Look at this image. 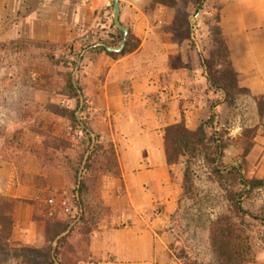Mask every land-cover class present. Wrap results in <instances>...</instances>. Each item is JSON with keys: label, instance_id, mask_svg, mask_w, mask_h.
<instances>
[{"label": "crops", "instance_id": "obj_1", "mask_svg": "<svg viewBox=\"0 0 264 264\" xmlns=\"http://www.w3.org/2000/svg\"><path fill=\"white\" fill-rule=\"evenodd\" d=\"M180 1L120 0L121 23L138 40V46L117 56L95 46L117 39L111 0L79 2L72 10L64 1H39L29 7L21 0L18 6L22 13L15 36L19 39L62 46L72 42L75 47L92 41L77 72V83L79 80L87 99L83 116L91 134L112 143L118 157L120 175L105 173L98 178L102 216L88 235L87 258L77 259L75 264H185L174 223L183 173L179 164L167 162L165 130L183 116L188 128L196 130L210 115V95L200 92L208 81L202 59H196L198 46L190 40L197 41L199 34L198 25L194 28L195 20L200 19L198 0L183 6ZM203 2L207 14H219L240 86L250 89L252 95L264 94V0ZM181 12L187 14L190 33L177 41L173 27ZM252 95L246 96L252 99L260 119ZM59 103L74 108L76 100L64 96ZM48 118L46 126H52L54 133L61 135L60 126L62 134L69 129L67 118L54 112ZM27 142L33 146L27 152L20 150L21 156L0 157V195L16 200L11 213L14 235L9 243L15 248L45 249L51 243L55 247L60 236L49 241L57 233L53 223H70L76 217L52 215L50 200L60 202L64 197L72 204L73 189L65 173L45 168L35 153L39 144ZM247 161L263 167L262 128ZM79 218L61 235L78 227ZM248 264H264V250L256 262Z\"/></svg>", "mask_w": 264, "mask_h": 264}, {"label": "rangeland", "instance_id": "obj_2", "mask_svg": "<svg viewBox=\"0 0 264 264\" xmlns=\"http://www.w3.org/2000/svg\"><path fill=\"white\" fill-rule=\"evenodd\" d=\"M20 1L0 0V105L2 106L0 157L10 159L18 155L21 156L20 150L27 152L33 146L28 144L27 140H30L38 143L40 150L52 155L64 169L69 161L66 159L67 156L74 162L73 165L77 162L80 151L87 145V138L80 131L72 138L67 134L69 129L64 132L65 134H62L63 126H60L59 133L61 135H59L54 133L52 126H46V123H49L48 117L52 112H59L61 115L60 111L62 112V108H65L59 102L65 96L67 75L72 71V63L79 58L82 48L91 45L92 41L84 42L81 44L82 47H75L72 42L62 46L17 38L15 27L22 13L21 8L18 7ZM22 1L30 7V4L47 0ZM48 1L67 2L70 5V10L79 4V0ZM113 1L111 0L112 5ZM192 1L181 0L180 3L183 6V4H192ZM204 5L205 3L202 2L197 7V14L200 15L197 23L199 34L197 41L193 43L198 46L196 59L199 61L202 57L210 58L214 50L213 30L217 25L216 13L207 14ZM29 7L26 9L28 12L30 11ZM199 61L197 63H200ZM200 92L203 95L205 93L210 95V107L213 100L222 97L221 93H215L209 87H203ZM51 100H54L55 103H51ZM252 103V99L246 94H237L234 100L229 103L224 102L219 106L220 128L228 132L226 138L229 140V146L224 158V162L227 164L241 159L244 150L249 147L251 142H254L251 130L256 126L259 129L262 128L261 120L254 112ZM258 133L259 130L257 135ZM51 135L71 142V148L54 149L53 140L49 137ZM88 151L90 152V150ZM178 164L184 176L185 160L182 159ZM190 166L194 190L190 194L182 195L179 209L174 218L179 241V254L184 263L219 264L211 243L210 229L212 223L220 215L232 216L248 232L257 260L259 254L264 250V186L253 189L244 196L243 207L257 218L245 216L242 223L233 203L229 201L226 192L220 186L218 177L213 173L212 165H209L203 157H197L192 160ZM245 175L248 178L264 177V163L263 167L256 168L248 161ZM86 176L90 185L86 200L89 204L98 203L100 190L98 178L102 176V173L88 172ZM68 184L74 190V180L71 176L68 178ZM230 190L238 191L239 187H230ZM72 197L70 196V200ZM14 207L10 206L8 210H11L12 213ZM43 209H47L46 205ZM12 220L14 223L13 217ZM11 234L12 238L14 224ZM87 239V236L82 234L80 227L74 228L69 239L70 245H65L62 248L64 254L62 258L67 264H75L77 259H85ZM46 249L47 247L43 251ZM15 250L16 248L13 247V244L10 245L9 241L6 244L1 241L0 264H28L26 257L15 256ZM72 253L74 255H71Z\"/></svg>", "mask_w": 264, "mask_h": 264}, {"label": "trees", "instance_id": "obj_3", "mask_svg": "<svg viewBox=\"0 0 264 264\" xmlns=\"http://www.w3.org/2000/svg\"><path fill=\"white\" fill-rule=\"evenodd\" d=\"M168 0H153V4L167 3ZM203 0H198L200 5ZM198 9L196 10V12ZM219 14H217V25L213 30L214 50L210 58L202 57V65L206 72L208 87L215 93H221V98L213 100L210 107V115L203 121L196 130H191L186 124L184 116L178 123L169 125L165 130V146L166 157L169 165L178 164L182 159L185 160L186 169L182 180V195H187L193 192L194 183L191 177V163L197 157H203L204 160L213 167V173L218 177L220 186L226 192L230 202L233 203L241 222L243 223L245 216L255 217L248 210L243 207L244 196L250 193L251 190L261 188L264 186V177L262 178H248L245 175V169L248 165L247 156L252 149L254 142L249 144L241 159L231 164L224 162L226 150L229 146V140L226 138L228 132L220 128L219 121V106L224 102L234 100L237 94L252 95L250 89L241 87L239 82V74L235 71L231 59L230 49L228 47L226 38L219 25ZM115 26V24H113ZM194 28H196L197 20H195ZM116 27V26H115ZM176 32L175 39L182 41L185 36L190 33V22L187 19V14L181 12L176 18L174 24ZM117 29V39L113 42H106L108 45L119 46L123 40V31ZM192 44L196 42L190 38ZM138 46V40L130 33L127 44L121 53L108 51L105 47H98L101 51L106 52L110 56L124 55L132 52ZM87 47L82 48V50ZM77 60L72 63V71L68 73L65 85L64 95L76 100L74 108L63 107L60 114L70 121V128L67 134L70 137H75L76 133L80 131L87 138V145L80 151L77 162L73 165V161L66 157L68 164L64 169L55 158L42 150L35 151L44 161L46 169L52 171H59L70 176L74 180L75 188L73 190L72 204L78 208V215L70 223L54 222L52 227L57 230V233L49 239L53 242L57 240V245L49 244L47 249H37L30 245H21L16 248L15 256H24L28 259V264H57L56 260L61 264H65L62 258V248L65 245H70L69 239L71 237L70 224L74 222L80 215L77 226L84 236H87L97 227L102 213V201L98 196V203L89 204L86 196L90 191L89 180L87 178L88 172H101L102 174H111L115 176L120 175V167L115 146L112 143H105L101 141L99 134L96 135V142L92 146L93 137L91 128L87 125L83 113L87 108V99L81 109V118L85 123L82 126L77 118V112L80 109V94L78 88L82 87L78 80V88L74 85L72 74L75 70ZM256 102L258 114L261 120L262 135L264 136V94L252 95ZM59 114V112H56ZM259 127L253 128L252 137L255 139ZM53 140V147L56 150L60 148H71V142L64 138L57 136H49ZM92 146V147H91ZM45 147V146H44ZM90 150V155L84 165V174L79 184V172L84 162L86 152ZM67 171H66V170ZM65 170V171H64ZM230 187H239L238 191L230 190ZM16 200L14 198L0 195V243H8L12 236L13 220L11 210L8 208L14 206ZM180 204V201H179ZM61 223V224H60ZM60 224V225H59ZM211 243L214 252L217 256L219 264H248L256 262V254L252 246L251 237L248 232L241 226V224L234 220L230 215H220L213 223L210 229ZM88 241V239H87ZM69 243V244H68ZM73 252V251H72ZM87 257H85L86 259ZM34 260V262H33ZM38 260V262H36ZM67 263V262H66Z\"/></svg>", "mask_w": 264, "mask_h": 264}, {"label": "water", "instance_id": "obj_4", "mask_svg": "<svg viewBox=\"0 0 264 264\" xmlns=\"http://www.w3.org/2000/svg\"><path fill=\"white\" fill-rule=\"evenodd\" d=\"M120 11H121L120 0H114V3H113V19H114V23H115V25H116V27L118 29L123 31V40H122L121 44L119 46H112V45H107V44L101 42V43H97L95 45L96 47H105L108 51L117 52V53H121L124 50V48L126 47V44H127L128 36H129V28L127 26H124L121 23ZM86 51H87V49H84L81 52V54H80V56L78 58L75 70H74V72L72 74L73 83H74V85L77 88H78L77 72L80 69L81 62L83 60V57H84ZM78 91H79V94H80V109L77 112V118L80 121L81 125L85 126V123L82 121L81 115H80L81 109H82V107H83V105L85 103V98H84V95H83L81 89L78 88ZM92 137H93V143H92V146H93L94 143L96 142V135L93 133ZM89 153L90 152L88 151L86 156H85L84 164L86 163V160L88 159ZM84 164H83L82 168L80 169L78 188H80V183H81L82 176H83V173H84ZM57 264H60V263L57 262Z\"/></svg>", "mask_w": 264, "mask_h": 264}, {"label": "built area", "instance_id": "obj_5", "mask_svg": "<svg viewBox=\"0 0 264 264\" xmlns=\"http://www.w3.org/2000/svg\"><path fill=\"white\" fill-rule=\"evenodd\" d=\"M87 0H79L81 4L86 3ZM2 114V106L0 105V115ZM52 206V215L54 216H69L76 217L78 214V208L72 205L66 198H62L60 202L56 201L55 198L50 200Z\"/></svg>", "mask_w": 264, "mask_h": 264}]
</instances>
